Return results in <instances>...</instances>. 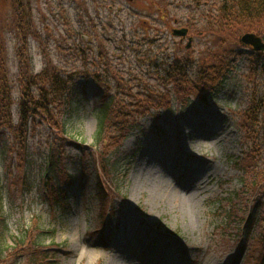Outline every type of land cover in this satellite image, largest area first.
I'll use <instances>...</instances> for the list:
<instances>
[{"label": "rangeland", "instance_id": "374dc122", "mask_svg": "<svg viewBox=\"0 0 264 264\" xmlns=\"http://www.w3.org/2000/svg\"><path fill=\"white\" fill-rule=\"evenodd\" d=\"M23 1L29 4L40 36V40L32 35L25 38V49L35 71L43 67L44 52L54 63L70 69L81 63L78 51L87 50L91 64L100 57L98 45L102 44L107 51L108 66H100L97 74L104 80L107 95L128 102L129 109L135 108L140 95L152 94L148 89H141L144 84L155 88L158 96L168 94L170 105L139 110L141 117L136 127L120 143L113 144L111 159L118 176L111 183V190L109 187L106 190L103 212L94 180L96 163L92 161L98 158V150L101 151V144L95 145L94 141L97 123L93 107L98 106V92L89 79L81 116L68 124L69 135L83 142L88 155L81 159L73 145H69L58 163L59 169L53 172L51 183L60 185L69 197L68 215L65 219L62 216L53 233H47L50 229L44 230V226L52 227L55 218L45 203L42 182L48 128L41 125L30 130L26 159L18 157L13 145V152L6 154V158L0 156V190L8 215L4 245L13 246V235L24 229L32 235L39 233L33 226L37 221L45 231L41 233L42 245L55 264H138L139 257L145 254L149 235L151 239L162 238L166 247L178 244L188 256L178 264H264V183L257 192L250 190L249 194L243 193L245 187L242 189L240 183L241 179L248 181L252 177L253 165L264 163V124L260 120L264 104L261 103V112L249 130L254 140L246 137L239 121L254 100L264 98V71L258 68L263 58L257 59L264 51L240 45L238 50H232V56H227L228 68L222 72L218 84L207 91L205 99L193 92L178 98L171 88H166L167 82L159 80L156 69H162L161 62L172 61L175 55L182 63H189L185 60L188 56L193 60L184 67L183 80L195 85L199 62L214 51L205 49L214 47L218 40L211 34L201 35L197 27H191L192 50H185L186 40L176 45L174 41L179 38L168 28L179 29L195 22L199 25L208 6L203 3L193 6V0ZM8 5V0H0V18L3 16L6 21L3 26L5 50H8L6 71L12 84L18 73L17 50L23 43L9 29ZM141 43L145 45L142 47ZM146 50L152 64L158 66L149 71L139 64ZM108 67L116 74L112 75ZM160 74L169 79L168 73ZM139 77L146 81L141 83ZM17 90V87L12 89V94L18 99ZM202 109L219 114L220 124L216 127L220 132L200 136L195 126L189 127L193 114ZM229 132L231 138L225 140ZM213 136L217 137L213 139ZM3 138L0 133V140ZM150 150L153 153H148ZM251 150L253 156L246 157ZM202 154L214 155L218 172L210 182L199 184L203 191L192 186L189 191L197 196L198 207L187 210L181 203L180 188L174 185L175 177L190 174V158H199ZM171 161L177 165L173 175L166 170ZM237 161L245 170L237 168ZM247 185L253 188V184L247 182ZM252 210L255 214L246 226ZM228 219L232 221L228 223ZM132 229L146 231V235L139 241L134 239L137 246L131 249L130 257L131 250L121 251ZM23 252L19 249L0 257V264H20ZM153 264H160V260L156 259Z\"/></svg>", "mask_w": 264, "mask_h": 264}, {"label": "trees", "instance_id": "16d2710c", "mask_svg": "<svg viewBox=\"0 0 264 264\" xmlns=\"http://www.w3.org/2000/svg\"><path fill=\"white\" fill-rule=\"evenodd\" d=\"M196 6L203 3L208 6L207 11L200 19V24L197 22L189 26L197 27L199 34L205 33L214 35L218 40L214 47H207L205 50H214L203 57L204 60L199 62L197 78L195 85L184 81L188 64H191L192 60L186 56L185 60L189 63H182L176 55L173 60L167 62H161L162 69L157 68L156 74H158L159 80L165 83L166 88H171L173 93L178 97L188 96L193 92L201 99L206 98V93L209 89H213L218 84V80L223 75L229 65L227 56L231 55L232 50H238L241 45L239 41V35L242 32H254L264 39V0H193ZM9 5V29L15 33L16 36L22 41V46L17 50L19 56L18 73L12 84H10L8 71L6 68V57L8 50L5 46L4 24L6 21L3 16L0 18V133L4 135V138L0 140V156L12 151V145L17 149L15 151L18 157H22L21 160L26 159V153L28 149V137L30 130L37 126L44 125L48 128L49 133L46 141V150L44 151V163L45 169L42 171V179L44 185V197L49 207L55 214L52 227L44 226V230L47 233H53L56 230L61 219L68 215L69 209V197H67L64 191L60 188V185L51 183L53 182V172L59 169L58 163L62 160L63 154L67 151L69 145H73L74 150L83 159L88 155V152L83 147V142L72 138L69 135L68 124L81 116L83 111L82 101L85 96V87L89 79H92L94 86L98 92V98L96 99L97 105L93 107L95 114L97 128L94 133L95 145L101 144V151L98 150L97 157L92 161L96 163L94 169V176L96 185L98 187V200L102 209L105 205L106 190L109 187L111 190V183L118 176V170L115 167L114 160L111 159L113 144L120 143L128 133L135 128L137 122L141 116L139 110L148 111L150 108H161L162 105H170L168 94L155 93L154 89L150 86L142 84L141 89L145 88L152 92L151 96L140 95L135 103V108L129 109L131 104L123 102L119 98L113 95H107L104 88V80L99 72L100 66H108L107 51L104 50L103 45H98V53L100 57L96 61L89 63L88 51L79 50L81 63L78 66H74L70 69L56 64L44 52V64L39 71H35L30 61V56L25 44V38L28 35H32L40 40L38 31L35 28L33 16L30 12L29 4L23 0H8ZM4 15V13H3ZM204 16H211L207 19ZM2 23V24H1ZM204 23V25H203ZM209 23V25H208ZM142 47L145 44H140ZM124 50V48H123ZM175 50H179L178 48ZM143 53V52H142ZM144 59L139 60V64L144 67H148V71L153 66L152 59L149 53L144 51ZM263 58L264 52H260L257 56ZM260 60L258 68L264 71V62ZM158 64V63H156ZM166 65V66H163ZM95 69V70H93ZM109 69V67H108ZM110 70V69H109ZM114 75L115 70H110ZM161 73H168V78ZM139 81L145 82L146 79L139 77ZM118 82V81H117ZM18 88V99L12 94V89ZM119 86V85H118ZM123 88V86H119ZM157 87V86H155ZM158 88V87H157ZM160 88V87H159ZM198 90V91H197ZM154 95V96H152ZM163 95V96H162ZM261 101V102H260ZM261 103L264 104V98L251 104V107L241 114L240 124L246 133V137L250 138V132L252 124L257 119V115L261 112ZM139 107V108H138ZM16 108V110H15ZM261 123L264 124V112L262 113ZM4 133V134H3ZM253 139L254 138H250ZM9 143L11 145L9 146ZM258 148V146H257ZM255 149V148H254ZM13 152V151H12ZM21 153H24L21 156ZM246 157L253 156V150L245 154ZM244 155V156H245ZM96 160V162H95ZM237 168L245 170L239 165L237 161ZM254 173L252 177L247 181L241 179L242 189L245 187L244 194H249L250 190L256 191L260 188V185L264 183V163L260 165H253ZM62 170L63 166L60 167ZM251 167H248V170ZM247 170V169H246ZM247 182L253 184V188H248ZM257 192V191H256ZM260 192V191H259ZM103 212L105 209L102 210ZM255 210L250 212V217L246 219V226H248L251 219L254 216ZM7 211L3 205V194L0 190V257H6L9 253L23 249V259L20 264H55L52 262L51 257L47 256L45 247H43L44 239L41 233H45L43 228L37 225V221H34V227L39 233L32 235L29 230L24 229L21 233L13 235V246H5L4 242L8 232V218ZM63 216V217H62ZM231 216V215H230ZM232 218V217H231ZM228 223L232 219L227 220ZM57 223V224H56ZM12 248L11 252L8 249Z\"/></svg>", "mask_w": 264, "mask_h": 264}, {"label": "bare ground", "instance_id": "6f19581e", "mask_svg": "<svg viewBox=\"0 0 264 264\" xmlns=\"http://www.w3.org/2000/svg\"><path fill=\"white\" fill-rule=\"evenodd\" d=\"M191 119L192 120L190 121L189 127L193 128L195 126L198 132H200L198 133L200 136H208L210 134L214 135V133L220 130L216 127L218 124H220L217 122L219 121L220 116L218 113L211 112V109H202L201 111H197L195 114H193ZM216 137L217 136H213V139ZM228 137L231 138L230 132L225 135V140ZM220 140H222V138L217 139V141ZM169 141H167L166 144H168ZM148 153H153V151L150 150ZM182 153H184V150H182ZM185 156H187L186 153ZM190 161L192 162L191 173L183 175L181 178L175 177L174 182V185L179 187L181 190L182 194L179 195L181 198V203L183 208L187 210L197 209L198 207L197 196L189 191L192 186L196 189H199L200 191H203V188L199 184L210 182L218 172V165L214 160V155L207 157L206 154H202L199 156V158L191 157ZM166 170L170 174L176 173V163L171 161L169 165H166ZM203 177H205V181H202ZM145 235L146 231L142 233L138 231V229H132L131 234L129 235L130 237L126 243L127 245L124 247L125 250L123 248L121 252H126L127 250L133 249L135 246H137L134 244L136 242L134 239L139 241L140 238L142 236L145 237ZM151 238L150 235L147 237V241L145 243V254L144 256L139 257L138 264H153L155 263L156 259L160 260V264H178L181 260H186L185 257H188L187 253L184 252V250L179 247L178 244L177 246L166 247V244H163L164 241L162 238ZM128 247H130V249H127ZM130 253L131 254H129V256L131 257L133 255V250H131Z\"/></svg>", "mask_w": 264, "mask_h": 264}, {"label": "water", "instance_id": "95a60500", "mask_svg": "<svg viewBox=\"0 0 264 264\" xmlns=\"http://www.w3.org/2000/svg\"><path fill=\"white\" fill-rule=\"evenodd\" d=\"M171 32H172V35L174 36L185 37L187 35L188 28L186 27H180L179 29L173 28ZM238 39L243 45L251 46L252 50L254 51L264 50V40L260 36L255 34L254 32H245ZM190 40H192V38L188 37L187 46L191 45Z\"/></svg>", "mask_w": 264, "mask_h": 264}, {"label": "flooded vegetation", "instance_id": "af4514ba", "mask_svg": "<svg viewBox=\"0 0 264 264\" xmlns=\"http://www.w3.org/2000/svg\"><path fill=\"white\" fill-rule=\"evenodd\" d=\"M186 28H188V33H187V35L185 36V37H178L179 39L178 40H175L174 41V43H176V45H181L182 43H184V41L186 40V43H184L185 45L183 46L184 47V49L185 50H192V43H193V37H194V35L193 34H190V28H189V26H185ZM167 28L168 27H165L164 28V31H167ZM172 27H170L169 26V28H168V30H170V32L172 31ZM188 37L190 38H192V40H190L191 41V45L190 46H187V43H188ZM181 47V46H180Z\"/></svg>", "mask_w": 264, "mask_h": 264}]
</instances>
